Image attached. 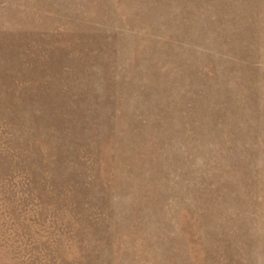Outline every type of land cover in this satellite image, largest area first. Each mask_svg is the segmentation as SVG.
I'll return each instance as SVG.
<instances>
[{
    "label": "rangeland",
    "instance_id": "rangeland-1",
    "mask_svg": "<svg viewBox=\"0 0 264 264\" xmlns=\"http://www.w3.org/2000/svg\"><path fill=\"white\" fill-rule=\"evenodd\" d=\"M0 264H264V0H0Z\"/></svg>",
    "mask_w": 264,
    "mask_h": 264
}]
</instances>
